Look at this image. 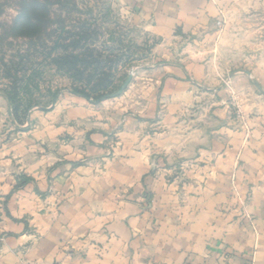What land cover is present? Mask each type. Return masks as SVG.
Listing matches in <instances>:
<instances>
[{"label": "crops", "instance_id": "0c3cea01", "mask_svg": "<svg viewBox=\"0 0 264 264\" xmlns=\"http://www.w3.org/2000/svg\"><path fill=\"white\" fill-rule=\"evenodd\" d=\"M125 4L164 41L213 36L229 13L264 9ZM243 66L228 83L242 99L238 128L184 121L191 101L220 95L199 82L220 81L178 65L98 106L66 95L23 130L0 95V264H264V63ZM158 84L169 101L160 125Z\"/></svg>", "mask_w": 264, "mask_h": 264}, {"label": "rangeland", "instance_id": "374dc122", "mask_svg": "<svg viewBox=\"0 0 264 264\" xmlns=\"http://www.w3.org/2000/svg\"><path fill=\"white\" fill-rule=\"evenodd\" d=\"M214 27L213 36L164 41L125 0H0V95L11 111L9 122L28 129L33 114L50 111L66 95L101 105L138 80L161 82L164 68L178 65L194 79L220 81L199 82L204 92L220 87V95L191 101L184 121L238 128L242 99L231 96L228 83L244 63H264V9L243 6ZM155 93L160 125L167 122L169 101L163 84Z\"/></svg>", "mask_w": 264, "mask_h": 264}, {"label": "trees", "instance_id": "16d2710c", "mask_svg": "<svg viewBox=\"0 0 264 264\" xmlns=\"http://www.w3.org/2000/svg\"><path fill=\"white\" fill-rule=\"evenodd\" d=\"M22 25H23V23H22V24L19 23L17 27H20V26H22Z\"/></svg>", "mask_w": 264, "mask_h": 264}]
</instances>
